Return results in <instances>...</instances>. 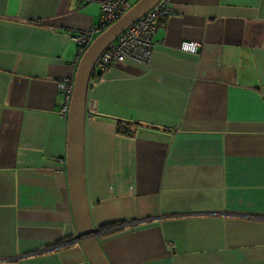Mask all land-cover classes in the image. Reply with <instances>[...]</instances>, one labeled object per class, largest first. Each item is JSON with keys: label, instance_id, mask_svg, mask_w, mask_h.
<instances>
[{"label": "crops", "instance_id": "crops-1", "mask_svg": "<svg viewBox=\"0 0 264 264\" xmlns=\"http://www.w3.org/2000/svg\"><path fill=\"white\" fill-rule=\"evenodd\" d=\"M167 8L150 65L90 84V226L109 264H264V0ZM100 19L85 0H0V264H90L58 85Z\"/></svg>", "mask_w": 264, "mask_h": 264}, {"label": "water", "instance_id": "water-1", "mask_svg": "<svg viewBox=\"0 0 264 264\" xmlns=\"http://www.w3.org/2000/svg\"><path fill=\"white\" fill-rule=\"evenodd\" d=\"M162 0H140L117 23L105 30L83 55L75 77V90L68 115L67 172L71 201L81 244L90 264H109L89 223L84 179L85 126L88 91L101 55L130 27L151 12Z\"/></svg>", "mask_w": 264, "mask_h": 264}, {"label": "built area", "instance_id": "built-area-1", "mask_svg": "<svg viewBox=\"0 0 264 264\" xmlns=\"http://www.w3.org/2000/svg\"><path fill=\"white\" fill-rule=\"evenodd\" d=\"M85 1L100 5L101 19L98 27L74 37L75 43L79 46L78 65L95 38L117 23L132 8L131 0ZM168 1L162 0L161 3L130 27L101 55L93 71L90 84L98 82L117 65L127 62H135L144 66L150 65L155 48L154 37L159 30V21L169 15L167 8ZM182 50L196 54L198 53L199 46L185 43L182 46ZM58 87L64 98L61 115L68 118L75 90V78H67L61 81Z\"/></svg>", "mask_w": 264, "mask_h": 264}, {"label": "trees", "instance_id": "trees-1", "mask_svg": "<svg viewBox=\"0 0 264 264\" xmlns=\"http://www.w3.org/2000/svg\"><path fill=\"white\" fill-rule=\"evenodd\" d=\"M138 124L119 122L117 124V134L127 137H132L134 135L133 127H138Z\"/></svg>", "mask_w": 264, "mask_h": 264}, {"label": "rangeland", "instance_id": "rangeland-1", "mask_svg": "<svg viewBox=\"0 0 264 264\" xmlns=\"http://www.w3.org/2000/svg\"><path fill=\"white\" fill-rule=\"evenodd\" d=\"M135 5V3L134 2H132V7Z\"/></svg>", "mask_w": 264, "mask_h": 264}]
</instances>
